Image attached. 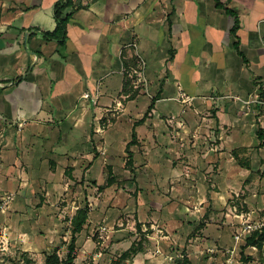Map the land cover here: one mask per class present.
I'll return each mask as SVG.
<instances>
[{"label": "crops", "instance_id": "0c3cea01", "mask_svg": "<svg viewBox=\"0 0 264 264\" xmlns=\"http://www.w3.org/2000/svg\"><path fill=\"white\" fill-rule=\"evenodd\" d=\"M58 1L0 0V202L12 195L9 220L34 223L51 238L58 215H74V183L108 182L111 174L117 183L116 147L151 156L165 142L168 151L172 138L184 139V119L255 116L244 110L254 97L264 116V0H219L238 14L239 39L231 34L235 17L216 0H71L64 41L45 35L57 28ZM222 128L206 153L214 158L223 154ZM231 145V160L254 162L240 154L254 140ZM152 176L151 187L165 188L170 200L190 195L171 174L164 184ZM84 200L87 227L93 210Z\"/></svg>", "mask_w": 264, "mask_h": 264}, {"label": "rangeland", "instance_id": "374dc122", "mask_svg": "<svg viewBox=\"0 0 264 264\" xmlns=\"http://www.w3.org/2000/svg\"><path fill=\"white\" fill-rule=\"evenodd\" d=\"M253 100L244 104V110L256 112L255 116L246 117L242 111L239 119L226 117L220 124L214 117L203 118L200 114L184 119L179 125L180 129H186L182 130L184 139L176 135L172 138L175 146L171 145L168 151L163 148L165 142L151 156H146L145 150L140 153L134 148L137 156L133 157L129 150L124 152L121 147L117 151L116 147L112 153L116 155V172L120 176L113 185L109 186L105 179L98 183H74L77 204L74 203L73 217L80 204L85 207V196L91 200L88 203L93 210V222L77 235L75 264H116L129 250L138 252L121 264H176L184 259L189 264H264V243L248 246L247 238L239 241L235 237L241 232L243 222L262 225L257 230L264 229V145L261 143L264 140L258 139V132H264V116L261 111L258 114L257 98ZM114 118L111 116L110 120ZM127 123L131 128L133 123ZM218 127H223L221 136L225 143L221 158H214V152L206 153L218 140L214 135ZM240 128L242 134L237 130ZM253 140L256 146L240 152L243 156L248 152L247 158L254 156L253 163L231 160L233 142ZM218 148L221 150L220 144ZM170 174L175 185L184 191L188 189L187 199L180 196L170 200L165 188L159 193L155 183L151 187L150 176H156L163 183ZM216 189L220 194L214 193ZM153 201L157 204H152ZM151 205L157 212L149 210ZM64 215H58L60 230L51 238L36 224H31V228L18 225L12 216L9 220V211L0 212V264H45L47 255L55 250L65 259L72 238L73 217L70 213ZM140 253L143 255L138 262L136 257Z\"/></svg>", "mask_w": 264, "mask_h": 264}, {"label": "trees", "instance_id": "16d2710c", "mask_svg": "<svg viewBox=\"0 0 264 264\" xmlns=\"http://www.w3.org/2000/svg\"><path fill=\"white\" fill-rule=\"evenodd\" d=\"M73 2L71 0H59L58 3L56 4V11H55V16L58 20V25L57 28L54 32L52 33H47L45 34L47 38H56V39H61V41H64V38L67 35V27L69 24V21L72 17V14H65V11L67 10L68 7L72 6ZM216 5L219 8H222L226 11L228 15H231L235 17L236 23L235 26L231 30V34L233 37L239 39L237 32L240 28V20L238 14L233 11L231 8H229L228 3H222L219 0H216ZM74 9L75 6H74ZM234 47L238 51V53L243 57L245 61L246 57L244 54L239 50V42L234 43ZM130 80H127L125 82L124 88H127L130 85ZM261 99H264V91L260 92ZM154 106V102L149 106L148 112L152 111ZM145 119V118H144ZM140 120V122L144 121ZM136 137L135 133L133 134V140ZM258 138L261 140H264V132L263 130H260L258 132ZM132 140V143H133ZM262 145H264V142H262ZM129 149V147H128ZM132 155V153L130 152ZM133 156V155H132ZM115 176L111 174V177L109 178L108 184L113 185L115 183ZM89 213H90V208L89 206H85L84 208H80L77 210L75 216L72 218V238L71 242L68 246V254L65 259H61L59 257V253L57 250H55L54 253L47 255L45 264H75L76 258H77V246H76V241H77V235L86 227V225L89 222ZM247 244L250 246H257V245H262L264 243V229L263 230H255L251 235H247ZM131 251V252H130ZM138 251L134 250H129L124 252L117 260L116 264H121L125 260H129L133 258ZM176 264H189L188 259L184 260H178Z\"/></svg>", "mask_w": 264, "mask_h": 264}, {"label": "built area", "instance_id": "2783aa9c", "mask_svg": "<svg viewBox=\"0 0 264 264\" xmlns=\"http://www.w3.org/2000/svg\"><path fill=\"white\" fill-rule=\"evenodd\" d=\"M85 97H89V94H86ZM21 125L20 127H22ZM13 196L9 195L5 197L1 202H0V212L4 213L8 209L9 204L12 202ZM262 227V225L255 226L253 224H247L243 222V227H241V232H239L235 237L237 240H242L243 238H246L247 235H251L255 230L259 229ZM172 258V257H171ZM170 258V259H171Z\"/></svg>", "mask_w": 264, "mask_h": 264}]
</instances>
